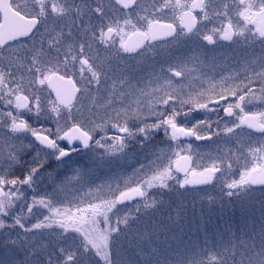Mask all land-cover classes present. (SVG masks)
Here are the masks:
<instances>
[{
  "label": "snow or ice",
  "instance_id": "snow-or-ice-1",
  "mask_svg": "<svg viewBox=\"0 0 264 264\" xmlns=\"http://www.w3.org/2000/svg\"><path fill=\"white\" fill-rule=\"evenodd\" d=\"M165 193L264 196V0H0V264H264Z\"/></svg>",
  "mask_w": 264,
  "mask_h": 264
},
{
  "label": "rangeland",
  "instance_id": "rangeland-1",
  "mask_svg": "<svg viewBox=\"0 0 264 264\" xmlns=\"http://www.w3.org/2000/svg\"><path fill=\"white\" fill-rule=\"evenodd\" d=\"M80 162H86V155L80 156ZM203 190V189H202ZM166 198L170 199L173 204L180 200L187 202V212L183 222L182 230L180 228H173L171 234H176L183 237V243L177 245L172 243V247H168L167 243H161L159 245L160 252L156 257L157 260L163 261L164 259H173L179 254L180 249L188 243L189 239L192 241L201 240L202 233L200 231V225L206 224L209 233L216 234L218 231H222L225 225L230 224L233 228H250L252 222L255 221L256 227L264 220V196L255 195L250 198V202H244L243 206L240 203H236L233 207L219 208L214 206L212 208L203 207L199 205L195 209L191 207V200L194 198L191 195L177 196L175 193H165ZM156 220H161L162 217H156Z\"/></svg>",
  "mask_w": 264,
  "mask_h": 264
},
{
  "label": "flooded vegetation",
  "instance_id": "flooded-vegetation-1",
  "mask_svg": "<svg viewBox=\"0 0 264 264\" xmlns=\"http://www.w3.org/2000/svg\"><path fill=\"white\" fill-rule=\"evenodd\" d=\"M40 122H37V126L39 125ZM162 135V134H161ZM31 139V138H29ZM196 143H199V144H204V143H207V142H196ZM66 147H70V146H67L65 145ZM84 155V152L83 151H80V152H72L71 155L69 157L66 158V166L67 167H70L72 163L74 162H80L81 160V157Z\"/></svg>",
  "mask_w": 264,
  "mask_h": 264
}]
</instances>
